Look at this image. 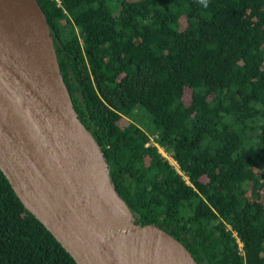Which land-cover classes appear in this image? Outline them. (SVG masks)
<instances>
[{
    "label": "trees",
    "instance_id": "1",
    "mask_svg": "<svg viewBox=\"0 0 264 264\" xmlns=\"http://www.w3.org/2000/svg\"><path fill=\"white\" fill-rule=\"evenodd\" d=\"M36 1L134 221L198 264H264V0ZM0 264H76L1 171Z\"/></svg>",
    "mask_w": 264,
    "mask_h": 264
},
{
    "label": "water",
    "instance_id": "2",
    "mask_svg": "<svg viewBox=\"0 0 264 264\" xmlns=\"http://www.w3.org/2000/svg\"><path fill=\"white\" fill-rule=\"evenodd\" d=\"M0 171L76 264H198L134 221L77 117L36 0H0Z\"/></svg>",
    "mask_w": 264,
    "mask_h": 264
},
{
    "label": "rangeland",
    "instance_id": "3",
    "mask_svg": "<svg viewBox=\"0 0 264 264\" xmlns=\"http://www.w3.org/2000/svg\"><path fill=\"white\" fill-rule=\"evenodd\" d=\"M159 151H161L162 155L166 156L169 160H171L170 157L164 151L161 150V148H159ZM171 163L173 164L172 161H171Z\"/></svg>",
    "mask_w": 264,
    "mask_h": 264
},
{
    "label": "built area",
    "instance_id": "4",
    "mask_svg": "<svg viewBox=\"0 0 264 264\" xmlns=\"http://www.w3.org/2000/svg\"><path fill=\"white\" fill-rule=\"evenodd\" d=\"M173 164H174V162H173ZM175 165V164H174Z\"/></svg>",
    "mask_w": 264,
    "mask_h": 264
}]
</instances>
